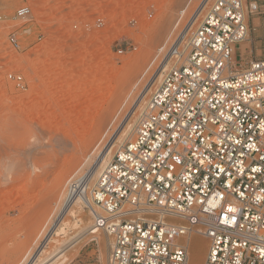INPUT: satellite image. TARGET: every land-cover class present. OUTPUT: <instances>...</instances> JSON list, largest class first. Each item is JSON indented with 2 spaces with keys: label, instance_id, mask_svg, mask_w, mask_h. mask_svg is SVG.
<instances>
[{
  "label": "rangeland",
  "instance_id": "rangeland-1",
  "mask_svg": "<svg viewBox=\"0 0 264 264\" xmlns=\"http://www.w3.org/2000/svg\"><path fill=\"white\" fill-rule=\"evenodd\" d=\"M205 1L0 0V264H45L69 241L74 243L50 264H108L107 234L92 227L94 217L83 203L62 217L49 241L44 237L68 184L107 149L86 186L92 202L98 173L132 137L168 66L163 54L196 24ZM244 1L258 5L248 15L245 40L264 35V0ZM24 4L30 15L16 18ZM11 30L19 50L7 43ZM10 74L21 75V82ZM39 247L43 251L33 257Z\"/></svg>",
  "mask_w": 264,
  "mask_h": 264
},
{
  "label": "built area",
  "instance_id": "built-area-1",
  "mask_svg": "<svg viewBox=\"0 0 264 264\" xmlns=\"http://www.w3.org/2000/svg\"><path fill=\"white\" fill-rule=\"evenodd\" d=\"M198 9L163 54L168 66L132 137L90 189L108 264H186L190 233L206 239L202 264H264V58L233 59L258 5L206 0ZM30 13L20 5L15 17ZM7 43L21 49L13 30Z\"/></svg>",
  "mask_w": 264,
  "mask_h": 264
},
{
  "label": "bare ground",
  "instance_id": "bare-ground-1",
  "mask_svg": "<svg viewBox=\"0 0 264 264\" xmlns=\"http://www.w3.org/2000/svg\"><path fill=\"white\" fill-rule=\"evenodd\" d=\"M204 3H202V5ZM198 10H197V12H198ZM161 48H162V46H161ZM127 94L128 93H126V95ZM106 151H107V149L105 151H102L100 154H98L99 156L97 155V159L96 158L93 159L94 161H93V164L90 166V168L87 167L88 170L86 169L87 171H85L78 179L72 181L71 183L69 182L70 184H68V186H67L68 187L67 193L64 196V199H63L61 207H60V209L56 215V218L52 222L51 228L48 230V232L46 233V235L44 237V242H47L51 239V234L57 233L59 230H61L62 227L59 228V225L61 224L62 217L69 211H72V213H73V210L71 208L75 204L83 203L84 205H86L91 210L93 215H96V214L102 215L101 212L98 211V209L96 210L93 207V202H91V200L89 199V197L86 193V186H87L88 182L92 178L95 177V175L99 171V168L102 166ZM88 153H89V151H88ZM92 154L93 153H91V155ZM87 157H88V155H87ZM88 161H89V159H88ZM61 196H62V194H61ZM61 199L62 198H60L59 200L61 201ZM95 212H96V214H95ZM96 225L97 224L94 222L92 224V227L96 226ZM181 240H182V243L184 245H186L188 248V258H187L186 264H197L199 261V259H198L199 255L203 253L205 256V253H206L205 251L207 248L206 243H205L206 239L197 233H195V234L190 233V234H187L186 236H183ZM72 242L73 241H69L67 244L63 245V247H61L60 249L58 248L59 249L58 251L56 249V252L53 251V253L49 254L48 259L45 260L46 262L44 261L45 264H50L52 261H54L55 258L57 257V255L62 253V251L64 249H66L67 247H69L71 244L74 243V242L73 243ZM42 246H43V244H42ZM40 247L38 248L36 254H34L33 257H36L40 252L43 251V249H41ZM204 256H203V258H204ZM32 262H33V260H31L28 264H30Z\"/></svg>",
  "mask_w": 264,
  "mask_h": 264
},
{
  "label": "crops",
  "instance_id": "crops-1",
  "mask_svg": "<svg viewBox=\"0 0 264 264\" xmlns=\"http://www.w3.org/2000/svg\"><path fill=\"white\" fill-rule=\"evenodd\" d=\"M239 58L241 63L252 59L264 58V35H256L249 40L241 41L233 45V59Z\"/></svg>",
  "mask_w": 264,
  "mask_h": 264
}]
</instances>
